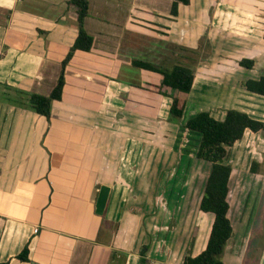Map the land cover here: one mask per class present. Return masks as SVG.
Segmentation results:
<instances>
[{
    "label": "crops",
    "instance_id": "1",
    "mask_svg": "<svg viewBox=\"0 0 264 264\" xmlns=\"http://www.w3.org/2000/svg\"><path fill=\"white\" fill-rule=\"evenodd\" d=\"M69 1L0 0V13L5 14L0 19V91L19 93L0 98V264H139L143 245L149 246L148 264H174L176 251L179 257L190 242L197 251L192 256H197L208 242L206 237L201 243L198 217L204 216L206 223L212 215L210 233L214 215L199 209L194 220L191 213L182 214L177 172L169 177L166 172L175 170L182 149L152 145L133 129L134 117L146 122L159 112L160 96L148 88L160 84L161 76L142 70L146 86L141 90L120 85L117 74L135 59L150 62V40L157 41V54L167 62L181 55L183 45H198L204 34L210 43L213 34L218 36L215 41L232 37L244 46L240 50L253 48L260 54L264 65V17L252 27L254 4L245 0H209L202 20L184 17L183 8L193 0L179 4L177 16L171 15L172 0H90L85 28L94 47L74 54L66 68L62 100L53 102L47 119L29 108L28 96L52 92L61 62L77 38V12ZM237 50L218 56L224 69L221 62L209 65L211 54L199 67L197 73L204 75H195L190 93L201 77L210 83L245 68L239 61L253 52L245 56ZM246 59L257 66L254 59ZM249 79L208 84L205 89L212 90L218 109L206 110L223 119L230 107L250 105L246 99L258 94L245 93L243 83ZM135 180H140L138 188H148L134 193ZM103 185L110 187V194L103 215H98ZM26 246L29 262L17 258ZM156 248L167 260L154 258Z\"/></svg>",
    "mask_w": 264,
    "mask_h": 264
},
{
    "label": "rangeland",
    "instance_id": "2",
    "mask_svg": "<svg viewBox=\"0 0 264 264\" xmlns=\"http://www.w3.org/2000/svg\"><path fill=\"white\" fill-rule=\"evenodd\" d=\"M208 3L209 0H193L192 5L189 6V8L188 6L183 8L184 17L189 16L192 19L196 18L198 20L204 19L205 11L208 8ZM244 3L254 4L252 6V11L253 13L255 12V16H253V21L255 24H253L252 27H255L256 29L262 21L261 18L264 17V0H245ZM213 8V6H210V10H212V12ZM4 16L5 14L1 12L0 19L3 20ZM196 27L197 25H195V28ZM198 29L201 28L198 27ZM212 37V43H210V41L208 40L207 34H204L199 39L198 45L194 47H186L185 45H183L181 47V55L172 59L169 58L167 62L162 61L158 56L157 53L159 49L157 46V41L152 39L153 41L150 40V45L153 46L151 48H153L155 51L146 50V54L148 56L147 58L151 63L169 69L172 68L175 64L182 63L188 65L193 70L195 75H200L199 73H197L199 67L203 63H206V60L211 56V54H213L214 59L209 63V65L215 61L219 63L221 62V67L224 69L226 67V64H223V59L218 56H225V52L234 53L238 48L237 51H242V54H245V56L249 55L245 53L246 51L253 52L252 56H248L246 58L254 59L257 62V66L253 69L240 68L239 70L228 73L222 78L219 77L218 80H214L210 83L204 82V78H202L204 74H201L202 77L195 84L193 92L188 94H180L179 92L172 94L170 93L171 90L167 87L160 88L158 87L160 84L151 83L148 89H150L153 93H158V95L160 96V101L162 102V104H160L161 106L158 104L160 106V110L156 115L150 114L148 120L146 119V122H138L135 117L133 120V129L138 133H136V135L139 136V138L141 137L142 132L144 133V136L145 138H147L149 143H153L152 145H171L177 146L178 148L182 149L183 159L181 166L178 165V163L180 162L182 157L177 160L175 170H166V172L168 175L167 177L171 176V174H174L175 171L177 172L176 179L179 182L178 184H176V187H178L180 184V207H182L183 209L182 214L184 215L191 213V216L194 217V220L197 213L200 211L199 201H201L204 194L207 179L211 171V164L209 162L200 160L195 156L199 145V136L193 133H188L186 130H184V125L197 113L207 111L206 108H208L209 106L211 108L218 109L217 105L214 103L216 99L211 95L212 90L207 91L205 89L208 84L226 85L228 82L237 83L238 79H257L261 76L263 72L262 69H264V65H262L260 62L263 60V58L260 56V54H256L253 48H244L243 50H240L244 46H240L239 43H234L233 41H231L232 37L225 38L223 41H215L218 36H214V34L212 35ZM128 40L134 41L133 39L129 38ZM121 41L123 47L124 42L127 41V37H124ZM256 46L257 48H259V43L256 42L255 47ZM233 62L235 63V65H238V60H233ZM119 70L120 72L117 74V81L120 85H130L141 90L146 86L143 80L145 79L144 76L146 74H143L141 69L135 68L133 66H123V68ZM223 71L226 70H222L219 72L222 73ZM221 73H216L215 77L220 76ZM155 77L160 78V75H157ZM201 83H206V85H202ZM244 91L245 93L248 92L246 90ZM18 94L19 93L17 91L4 92V90H2V92L0 91V98H14V96H17ZM173 96H179L182 98L184 97L186 101H188V107L184 113L183 118L180 120L170 119L168 113V105ZM255 97L256 98L254 99H246V102L250 104L246 107L230 108H232L231 110L239 111H244L245 109L243 108H246L247 111L244 112H247L250 116L258 120H264V96L255 95ZM252 111H255V113H252ZM118 119L119 123H121L120 115L118 116ZM122 122H124V119L122 120ZM119 123L118 126L120 128ZM113 125L117 127V123ZM123 139V137H119V141ZM253 161H257L260 163L259 169L257 171L258 173H251L250 171V167ZM227 162L233 167V176L230 182L231 191L229 195V202L231 205V210L229 216L233 223L234 233L232 240H230L231 242L229 241L227 249L225 251L223 258L224 263L264 264V138L262 134H255L250 131L246 132L245 137L241 142H238L237 144L229 148V156ZM139 185L141 186L140 180H138V182H136L135 180V183L133 181L134 193H139V191H143V189L148 188L147 185H142L141 188H138ZM155 185L156 186L154 187V193H156V191L158 190V184L156 183ZM190 200H192V202L191 205L188 206ZM197 200L198 207L196 205ZM166 203L167 205H170L169 201H167ZM200 213V215H202V212ZM211 216L212 215L208 217L206 223L204 222V220H202L204 216L198 217V223L203 226V228L200 229L202 244L204 242V238L207 237V240L209 238L210 229H208V226L209 222H212ZM182 230L186 232V226L182 227ZM196 236L197 235L195 234L192 237L193 241L196 239ZM154 243L157 244V238ZM157 248L154 253V258L158 260V262L160 261V263L164 262L165 258L167 260V255L165 258L162 257L161 254L158 253ZM196 252L197 251L192 248L191 242L190 245L188 243V246L184 244L182 251L179 253V257L177 256L178 252L176 251L174 264L183 262L182 258L184 259L187 253L192 255L196 254ZM139 264H141L140 261ZM146 264H148L147 260Z\"/></svg>",
    "mask_w": 264,
    "mask_h": 264
},
{
    "label": "trees",
    "instance_id": "3",
    "mask_svg": "<svg viewBox=\"0 0 264 264\" xmlns=\"http://www.w3.org/2000/svg\"><path fill=\"white\" fill-rule=\"evenodd\" d=\"M190 1L172 0L171 15L177 16L179 4L189 5ZM69 4L74 6L77 12V38L61 62L60 74L52 92L49 95L34 93L28 96L29 108L47 119L51 117L53 102L62 100L66 84V68L74 54L77 51L90 52L94 47V38L85 28L86 19L89 16L90 0H70ZM9 18L10 12L7 14V19ZM239 64L251 69L254 61L245 58L239 61ZM132 65L135 68L160 75L161 81L158 87H167L171 89L172 94L176 92L188 94L192 90L195 74L188 65L178 63L169 69L140 59L133 60ZM243 85L247 91L264 96V71L258 79H249ZM186 106L185 98L173 96L168 108L170 119H182ZM184 130L199 136L195 156L211 164L199 209L204 213H212L214 221L206 248L197 256L187 253L182 264H225L224 254L234 233L233 223L229 216L230 182L233 176V167L227 162L229 148L241 142L246 132L249 131L262 134L264 138V120H258L238 110H227L223 119L215 118L209 111H202L185 123ZM259 166V162L253 161L250 167L251 173H258ZM148 249L149 246H143L140 251L141 264H146ZM17 258L23 262H29L27 246Z\"/></svg>",
    "mask_w": 264,
    "mask_h": 264
},
{
    "label": "water",
    "instance_id": "4",
    "mask_svg": "<svg viewBox=\"0 0 264 264\" xmlns=\"http://www.w3.org/2000/svg\"><path fill=\"white\" fill-rule=\"evenodd\" d=\"M109 194H110V187L105 185L101 186L98 199L96 202V211H95L96 214L103 215L105 208L107 206Z\"/></svg>",
    "mask_w": 264,
    "mask_h": 264
},
{
    "label": "built area",
    "instance_id": "5",
    "mask_svg": "<svg viewBox=\"0 0 264 264\" xmlns=\"http://www.w3.org/2000/svg\"><path fill=\"white\" fill-rule=\"evenodd\" d=\"M38 231V229H35V232H37Z\"/></svg>",
    "mask_w": 264,
    "mask_h": 264
}]
</instances>
